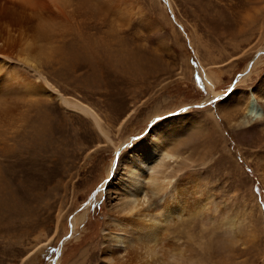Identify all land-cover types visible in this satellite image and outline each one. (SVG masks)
I'll return each instance as SVG.
<instances>
[{
	"label": "rangeland",
	"instance_id": "rangeland-1",
	"mask_svg": "<svg viewBox=\"0 0 264 264\" xmlns=\"http://www.w3.org/2000/svg\"><path fill=\"white\" fill-rule=\"evenodd\" d=\"M72 17L79 22L73 26L98 32L110 48L122 42L135 55L75 62L88 65L82 71L55 65L45 75L67 97L99 114L113 144L91 118L55 101L46 106L56 125L55 143L42 152L43 142L32 131L41 122L37 100L26 94L13 102L14 119L0 120V187L8 182L13 194L3 189L10 196L7 206L16 208L19 201L24 214L6 207L0 213V264H104L109 205L101 189L116 164L115 145L122 150L117 161L135 152L133 146L157 125L181 115L187 117L183 130H191L172 151L187 158L191 169L185 173L237 208L250 226L233 254L210 246L205 264H264V104L254 103V116L245 117L242 109L235 131L226 128L223 105L225 97L264 79V0H123L103 15L76 11ZM14 63L8 72L38 81ZM204 73L217 81V95L204 85ZM180 107L190 111L169 117ZM161 116L168 119L151 128ZM79 216L84 221L74 232L72 221ZM195 235L201 236L199 228ZM29 251L33 255L25 259ZM203 255L197 252L195 258Z\"/></svg>",
	"mask_w": 264,
	"mask_h": 264
},
{
	"label": "bare ground",
	"instance_id": "bare-ground-1",
	"mask_svg": "<svg viewBox=\"0 0 264 264\" xmlns=\"http://www.w3.org/2000/svg\"><path fill=\"white\" fill-rule=\"evenodd\" d=\"M122 1L0 0V120L15 117L18 109L17 103L13 102L18 97L26 94L30 99L34 97L37 118L42 123L32 131L43 142L42 152L55 143L52 135H55L56 125L51 124L46 107L55 101L68 110L91 118L105 141L113 144L99 114L90 106L67 97L45 75L48 69L56 70L55 65L66 68L72 64L76 70H81L88 65L78 66L75 62H93L101 56H117L116 59L135 56L133 50L128 51L122 42L118 47L110 48L103 37L96 35L98 32H91L79 24L73 26L79 23L72 17L74 12L81 11L95 17L118 8ZM14 62L33 73L38 81L32 82L20 73L8 72ZM216 82L209 74L203 76L204 85L213 95L218 94ZM238 93L225 97L223 102L226 128L232 131L239 127L236 122L242 109L245 117L254 116V103L264 104V79L254 88ZM186 119L181 115L166 120L165 125H157L150 137L133 146L135 152L127 154V151L114 166L111 165L109 178L101 189L109 205L103 230L104 264H205L206 257L209 258L212 252L210 246L228 256L242 240V232L249 230L250 226L240 211L211 192L208 185L194 179L193 173L187 175L185 171L191 169L186 168L187 158L184 160L172 151L174 145H181ZM190 130L191 127L185 133ZM115 147V151L121 154V148ZM261 159V166H264V158ZM2 187L0 213L4 214L6 207L8 212L18 211L20 214L21 211L23 215L24 208L19 201L16 208L7 206L10 196L3 189L13 194L8 182ZM83 221L84 216L73 219L74 232ZM197 228L201 231L200 237H195ZM197 252L205 254L198 261L195 258Z\"/></svg>",
	"mask_w": 264,
	"mask_h": 264
},
{
	"label": "snow or ice",
	"instance_id": "snow-or-ice-1",
	"mask_svg": "<svg viewBox=\"0 0 264 264\" xmlns=\"http://www.w3.org/2000/svg\"><path fill=\"white\" fill-rule=\"evenodd\" d=\"M231 88V87H230ZM229 88V89H230ZM228 89V90H229ZM227 90V91H228ZM221 97V96H218L216 97L215 100L211 99V97H209V103L210 104H213L214 101L218 100V98ZM200 109H203L204 108V105H199L198 106ZM187 111H190L189 108H185V107H180L178 110L174 109V110H171L170 113H169V117H171L172 115H178V114H183ZM165 119H168V117H164V116H161L159 117L158 119L154 120L152 122V125H151V128H154L156 126V124H158L161 120H165ZM136 137H140V136H136ZM118 152L114 153L113 154V157L112 159L116 162V155H117ZM248 171H251V169H249ZM53 251H55V249H53ZM33 253L31 251H29V253L27 254V256H25V259H28L29 256H32Z\"/></svg>",
	"mask_w": 264,
	"mask_h": 264
}]
</instances>
